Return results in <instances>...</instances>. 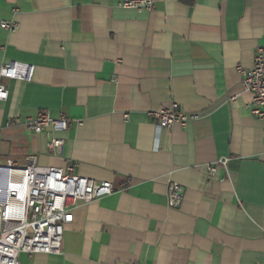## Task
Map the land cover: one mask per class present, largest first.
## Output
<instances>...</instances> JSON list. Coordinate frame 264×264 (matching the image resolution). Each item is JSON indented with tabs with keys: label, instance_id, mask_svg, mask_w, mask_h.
I'll return each instance as SVG.
<instances>
[{
	"label": "crops",
	"instance_id": "obj_1",
	"mask_svg": "<svg viewBox=\"0 0 264 264\" xmlns=\"http://www.w3.org/2000/svg\"><path fill=\"white\" fill-rule=\"evenodd\" d=\"M124 1L0 0V67L34 66L29 82L0 78V165L67 159L116 188L68 204L61 254L20 264H264V126L238 72L264 46V0H154L143 12ZM173 102L198 118L160 128L150 114ZM44 111L72 122L54 134L62 157L26 127Z\"/></svg>",
	"mask_w": 264,
	"mask_h": 264
},
{
	"label": "built area",
	"instance_id": "obj_2",
	"mask_svg": "<svg viewBox=\"0 0 264 264\" xmlns=\"http://www.w3.org/2000/svg\"><path fill=\"white\" fill-rule=\"evenodd\" d=\"M122 8L138 12L151 11L154 0H125ZM1 28L14 31L15 22H1ZM244 92L251 95L248 109L264 126V46L259 45L250 69L239 67ZM34 66L9 62L0 67V78L29 82ZM8 99V90L0 84V103ZM235 98L232 100L234 101ZM162 129L176 125L186 128L198 117L185 113L178 103H171L150 114ZM128 120V116H124ZM17 121H11L10 125ZM72 122L65 117L53 119L49 112H41L34 120H28L27 129L34 134L46 133L48 152L62 157L65 140L56 138V132L67 131ZM1 143V133H0ZM229 160H219L208 167L213 176L219 167H226ZM0 171L8 172L5 200H0V264H20L19 256L28 254L59 255L62 252L65 226L73 222L68 204L76 201L90 203L112 195L116 188L112 182H96L80 176L77 164L65 159L63 167H42L38 156L29 155L23 166L13 160L0 165ZM3 190L0 188V193ZM169 206L180 208L184 194L177 183L169 186Z\"/></svg>",
	"mask_w": 264,
	"mask_h": 264
},
{
	"label": "rangeland",
	"instance_id": "obj_3",
	"mask_svg": "<svg viewBox=\"0 0 264 264\" xmlns=\"http://www.w3.org/2000/svg\"><path fill=\"white\" fill-rule=\"evenodd\" d=\"M8 178V172L0 171V188L3 190L0 193V200H5L6 196V183Z\"/></svg>",
	"mask_w": 264,
	"mask_h": 264
}]
</instances>
